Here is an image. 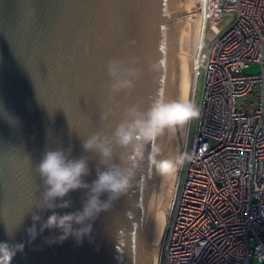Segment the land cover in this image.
Wrapping results in <instances>:
<instances>
[{"label":"water","instance_id":"1","mask_svg":"<svg viewBox=\"0 0 264 264\" xmlns=\"http://www.w3.org/2000/svg\"><path fill=\"white\" fill-rule=\"evenodd\" d=\"M201 17V0H0V243L25 245L12 264L160 263L177 176L165 180L151 166L153 145L129 191L81 244L48 243L59 231L31 241L33 215L52 214L37 207L45 186L36 168L46 151L70 150L88 159L91 184L106 170L82 148L96 133L113 141L110 163L130 167L131 148L118 147L113 133L129 108L146 112L158 94L192 101ZM112 60L138 71L131 90L110 92ZM187 127L156 141L162 158L182 153ZM86 195L70 193L72 207L57 211L82 210Z\"/></svg>","mask_w":264,"mask_h":264},{"label":"built area","instance_id":"2","mask_svg":"<svg viewBox=\"0 0 264 264\" xmlns=\"http://www.w3.org/2000/svg\"><path fill=\"white\" fill-rule=\"evenodd\" d=\"M201 4L192 98L201 116L187 127L182 153L189 159L179 170L159 264H264V0ZM252 63L259 73H245Z\"/></svg>","mask_w":264,"mask_h":264},{"label":"clouds","instance_id":"3","mask_svg":"<svg viewBox=\"0 0 264 264\" xmlns=\"http://www.w3.org/2000/svg\"><path fill=\"white\" fill-rule=\"evenodd\" d=\"M107 73L111 81V93L131 90L134 80L139 76L137 70L125 68L118 60L108 63ZM200 116V108L194 101L168 100L159 94L146 112L136 107L129 108L127 118L116 127L113 140L120 148H131L126 158L130 167L110 163L114 155L111 146L113 141L99 133L93 134L83 142L82 148L85 152L98 153L101 157L100 163L106 170L101 171L98 168L97 178L91 184L85 181V177L91 175L86 157L72 159L70 150L67 153L63 149L46 151L36 168L45 186L37 207L52 214L46 220L39 214L33 215V225L26 230L31 241H35L45 231L60 233L58 237L47 241L50 244L63 243L69 238L81 244L86 237H91L95 220L108 211L112 202L125 195L132 186L135 170L144 160L146 145L154 146L148 160L155 171L165 180L175 179L189 157L186 153H180L162 158L160 148L155 146L156 141L166 132L174 133L177 129L185 128ZM107 118V114L102 116V119ZM76 191L87 193L82 210L61 215L57 210L71 208L73 202L68 197ZM104 195H107V200L101 199ZM24 248V244L0 243V264H12L17 253H22Z\"/></svg>","mask_w":264,"mask_h":264},{"label":"rangeland","instance_id":"4","mask_svg":"<svg viewBox=\"0 0 264 264\" xmlns=\"http://www.w3.org/2000/svg\"><path fill=\"white\" fill-rule=\"evenodd\" d=\"M230 23H231V20L229 18H227V19L223 20L219 25L214 26L212 29L213 37H216L220 32H222L225 28H227L230 25ZM211 40H212L211 38H208L207 42L210 43ZM260 71H261V65L258 63H252V64H250L249 67H247L245 69V73H247V74H257ZM249 99L254 102V101H256L257 98L254 94H251V95H249ZM249 99H241V102L247 103V100H249ZM185 137H186V135H185ZM182 152H183V150H182ZM178 175H179V173H178ZM178 175H177V179H178ZM177 179H176L175 183H177ZM175 186H176V184H175ZM171 200H172V197H171ZM170 204H171V202H170ZM169 214H170V210L168 212V215ZM160 254H161V249H160Z\"/></svg>","mask_w":264,"mask_h":264},{"label":"bare ground","instance_id":"5","mask_svg":"<svg viewBox=\"0 0 264 264\" xmlns=\"http://www.w3.org/2000/svg\"><path fill=\"white\" fill-rule=\"evenodd\" d=\"M196 53H197V50H196ZM196 53H195V56H194V61H195V64H196ZM195 66V65H194ZM187 132V131H186ZM186 139V137H184V140ZM185 142V141H184ZM166 228V227H165Z\"/></svg>","mask_w":264,"mask_h":264}]
</instances>
